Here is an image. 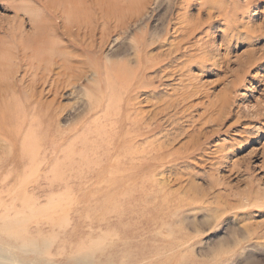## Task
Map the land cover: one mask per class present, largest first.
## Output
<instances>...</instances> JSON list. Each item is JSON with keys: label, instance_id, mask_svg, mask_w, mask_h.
Segmentation results:
<instances>
[{"label": "rangeland", "instance_id": "obj_1", "mask_svg": "<svg viewBox=\"0 0 264 264\" xmlns=\"http://www.w3.org/2000/svg\"><path fill=\"white\" fill-rule=\"evenodd\" d=\"M35 6L0 0V107L35 73ZM141 14L94 50L154 64L121 96L150 128L132 149L155 155L117 152L131 142L120 93L104 83L94 110L93 74L62 83L57 119L30 111L16 144L0 134V249L16 264H264V0H147ZM51 80L35 85L44 99Z\"/></svg>", "mask_w": 264, "mask_h": 264}, {"label": "bare ground", "instance_id": "obj_2", "mask_svg": "<svg viewBox=\"0 0 264 264\" xmlns=\"http://www.w3.org/2000/svg\"><path fill=\"white\" fill-rule=\"evenodd\" d=\"M146 1L147 0H38L40 8L35 6L31 9L36 13V17H34L33 20L31 19L32 22L34 21V34L32 36L35 42L27 46L36 47L37 49L30 57V68L35 73L32 74L29 84L22 85L27 78V74H24L21 78L20 88L15 87L17 81L13 84L14 88L20 92L22 103H20L18 99H13L12 101L14 102L7 101L5 105L0 107V134L4 136V140L14 145L18 142L19 138H22L21 136L27 124V116L30 111H35V113L38 114L40 123H43V120L51 122L57 119L58 116L54 108L58 92L57 89L62 83L70 85L74 80L81 79L82 75L88 72L95 76V85L93 84V86L98 88V92H95L98 96H95L96 99L91 102V107L94 110H99L103 105L101 102L105 94L101 87L104 83H107V88H111L115 94L120 93L117 97L120 103V113L119 111L116 113V117L113 118V121L117 132L119 130V133L128 135L131 142L123 145V148L118 147L117 152H122L131 161L136 157L139 159L153 158L155 154L148 157L131 147L132 145L134 147L133 140L140 139L142 136L146 135V133L150 132V128L147 132L144 131V125L146 123L140 116V112L135 110L134 114L136 117L134 118L131 117L130 112H127L130 102L123 99L121 91L126 87L129 88L132 86V84H130L131 80L133 83H136L134 89L147 84L144 83L145 79L143 72L153 67L154 64L147 63L142 53L138 55L140 63L139 69H135L125 62L112 61L107 64L94 50V48L97 47L98 34H100L99 43L104 45L112 33V26L114 27V31H124L129 25L128 20L130 18L137 16L138 19H140ZM206 1L208 2V0ZM34 5L33 3V6ZM29 6L30 4L28 7ZM171 23H179V20L178 22L171 21L168 24L170 25ZM194 29L193 27L192 31ZM184 33H187V31H184ZM191 34L192 33H190V35ZM63 39L66 40L64 41ZM118 39H120L119 36L116 37L115 40ZM137 41L140 45H145L143 37H139ZM68 47L80 49L82 52L74 54ZM178 49L179 48H177V50ZM24 52L27 56L25 50ZM23 56H25L24 53ZM33 57L34 59L32 60ZM9 58L11 67L14 68L18 55L11 53L9 54ZM79 59L85 61L87 70H84V66L74 62V60ZM57 66L59 68L57 76L52 78L51 74L53 69ZM50 79H52L50 86L51 90L54 92V97L52 99H44V88L37 92L35 85L37 82L46 85ZM106 112H108V110H106ZM33 119L37 120V118ZM118 122L119 126L116 125ZM126 123H130L131 125L128 130L124 127ZM13 129H16V132H14ZM119 146H121V144ZM18 261L19 260L9 258L0 249V264H16ZM38 261H43V259L39 258ZM20 263L23 264V261Z\"/></svg>", "mask_w": 264, "mask_h": 264}]
</instances>
